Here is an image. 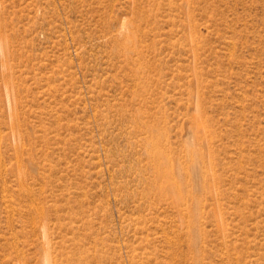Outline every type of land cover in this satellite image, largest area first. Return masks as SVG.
Returning <instances> with one entry per match:
<instances>
[{"label": "rangeland", "instance_id": "374dc122", "mask_svg": "<svg viewBox=\"0 0 264 264\" xmlns=\"http://www.w3.org/2000/svg\"><path fill=\"white\" fill-rule=\"evenodd\" d=\"M0 264H264V0H0Z\"/></svg>", "mask_w": 264, "mask_h": 264}, {"label": "bare ground", "instance_id": "6f19581e", "mask_svg": "<svg viewBox=\"0 0 264 264\" xmlns=\"http://www.w3.org/2000/svg\"><path fill=\"white\" fill-rule=\"evenodd\" d=\"M164 171H162V168H159L158 167V174H162V172H169L168 171V169H163ZM163 175V174H162ZM158 177H159V175H158ZM160 183H163V182H160ZM160 183H159V185H160ZM155 185V184H154ZM157 185V184H156ZM155 185V186H156ZM164 185V184H163ZM162 185V186H163ZM177 189V191H178V194H176V193H173L175 190ZM162 190H165L166 192H168V193H170L172 196H173V198H174V201L175 202H179V201H181V200H183L184 199V197H185V193H184V189H183V184L181 183V182H178V181H173V182H167V184H165L164 186H163V189ZM165 192V194H167ZM162 193V192H161ZM164 194V193H163ZM161 195V194H160Z\"/></svg>", "mask_w": 264, "mask_h": 264}]
</instances>
